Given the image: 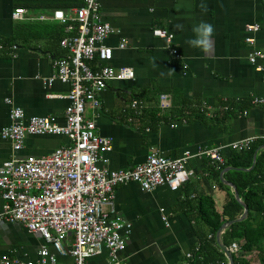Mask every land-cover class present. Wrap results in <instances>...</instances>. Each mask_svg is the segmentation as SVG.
Wrapping results in <instances>:
<instances>
[{
    "label": "crops",
    "instance_id": "obj_1",
    "mask_svg": "<svg viewBox=\"0 0 264 264\" xmlns=\"http://www.w3.org/2000/svg\"><path fill=\"white\" fill-rule=\"evenodd\" d=\"M83 4L84 0H0V38L17 36L20 42L28 41L8 53L0 48V167L10 160L45 156L69 144L61 136H27L24 148L14 151L1 132L11 125L10 113L16 107L27 117L54 115L60 125L65 124L69 102L60 97L70 92V86L59 81L49 85L48 80L55 74L56 54L63 51L57 41L67 33L52 17L59 10L71 16ZM101 6L103 20L122 32L106 41L114 50L110 65L135 71L134 80L110 83L99 97V110L87 109L86 117L95 119L97 132L113 140V151L107 154L110 169L128 170L143 164L152 149L180 158L186 152L224 147L222 155L228 156L230 144L264 138V104L250 106L247 115L214 125L217 119L211 118L223 101L250 103L264 97V59L250 63L255 50L264 54V0H101ZM16 9L25 11L23 19L12 18ZM42 16L46 20H39ZM201 21L214 25L209 50L193 49L188 44L193 26ZM255 24L260 26L259 32L249 33L247 26ZM157 29L173 36L170 48L165 39L154 36ZM248 37L255 39L253 46L246 42ZM122 39L128 41L125 49L119 47ZM258 66L263 71L259 72ZM141 93L168 94L175 105L181 99L207 103L212 120H180L161 125L155 132L141 133L139 125L125 121L123 113ZM207 160L189 161L188 167L196 176L177 192L167 187L146 192L134 183L116 188V213L132 224L126 250L120 256L125 264H181L196 246L190 216L197 196H216L219 207L225 198L212 181L203 179ZM3 205L0 194V213ZM72 239L70 236L64 243L67 249ZM44 246L43 237L25 225L0 224L1 256L37 261ZM50 251L55 253L52 247ZM109 259L106 249L88 264H108ZM59 264H73V260L60 256Z\"/></svg>",
    "mask_w": 264,
    "mask_h": 264
},
{
    "label": "built area",
    "instance_id": "obj_2",
    "mask_svg": "<svg viewBox=\"0 0 264 264\" xmlns=\"http://www.w3.org/2000/svg\"><path fill=\"white\" fill-rule=\"evenodd\" d=\"M101 7V0H84L83 6L71 16L59 10L52 17L65 26L67 33L60 43L66 55L54 60L55 74L48 80L49 85L59 81L70 86V92L60 97L69 102L65 124L60 125L54 115L27 117L24 110L16 107L10 113L11 125L1 132V138L9 140L14 151L24 148L27 136H61L69 144L51 154L10 160L0 167V194L4 201L0 224H23L45 241L37 261L0 255V264H59L60 256L72 258L73 264H88L106 249L110 253L108 264H125L120 256L126 250L132 224L116 213V188L134 183L146 192L161 187L177 192L196 176L188 167L191 159L205 157L212 163H225L224 147L200 149L196 154L186 152L180 158L166 157L152 149L146 162L132 169L108 167L107 154L113 151V140L97 132L95 119L86 117L87 109L90 106L99 110V97L110 83L134 80L135 71L110 65L114 50L106 41L122 32L103 20ZM24 14L23 9H16L12 18L21 20ZM259 30L257 24L247 26L249 33ZM153 34L165 39L171 47L173 36L166 30L157 29ZM246 42L253 46L255 39L248 37ZM127 44V39H122L119 47L125 49ZM171 53L175 51L171 49ZM259 59H264V54L255 50L250 63L255 65ZM257 70L261 72L263 67L258 66ZM159 101L162 110L172 106L168 94H161ZM253 104H264V97L254 98ZM145 108L143 100L134 99L125 112L141 117ZM257 139L247 138L227 148L249 149ZM162 220L167 223L166 217ZM70 236L72 244L67 249L64 243ZM237 250L234 244L231 251Z\"/></svg>",
    "mask_w": 264,
    "mask_h": 264
},
{
    "label": "trees",
    "instance_id": "obj_3",
    "mask_svg": "<svg viewBox=\"0 0 264 264\" xmlns=\"http://www.w3.org/2000/svg\"><path fill=\"white\" fill-rule=\"evenodd\" d=\"M65 37L66 34L58 39L59 47ZM27 43V40L20 42L17 36L0 38V48L7 53L14 47ZM56 55L60 58L65 56L66 52L63 50ZM160 95L158 97L147 96L144 93L135 95L132 100H143L146 108L141 117L123 111L125 121L139 125L141 133L155 132L161 125H171L180 120L204 122L216 118L217 120H213L212 123L214 125L219 121L225 122L231 117L247 115L250 106H256L253 100L250 103L242 100H226L221 102L214 115L208 118L207 103L181 99L178 104L172 102L171 108L162 110ZM132 117L134 121H130ZM229 151L228 156L223 154L224 164L212 163L209 159L206 162L203 179L212 181L225 198L222 206L219 207L216 196L211 194L197 196L191 207L193 212L190 216L194 223L197 244L189 253L191 257L186 256L181 264H229L227 251H231L234 244L238 246V250L232 252L234 264H256V262L264 264V139L258 138L249 149L241 151L229 149ZM230 167L234 169L222 176V173ZM225 182L236 187L241 201L248 209V216L243 221L235 222L223 232L222 245H220L217 235L221 227L227 222L238 220L244 214V206L236 199L232 187Z\"/></svg>",
    "mask_w": 264,
    "mask_h": 264
},
{
    "label": "clouds",
    "instance_id": "obj_4",
    "mask_svg": "<svg viewBox=\"0 0 264 264\" xmlns=\"http://www.w3.org/2000/svg\"><path fill=\"white\" fill-rule=\"evenodd\" d=\"M194 35L189 38L188 44L193 49L209 50L213 44L214 25L208 21H201L193 26Z\"/></svg>",
    "mask_w": 264,
    "mask_h": 264
},
{
    "label": "water",
    "instance_id": "obj_5",
    "mask_svg": "<svg viewBox=\"0 0 264 264\" xmlns=\"http://www.w3.org/2000/svg\"><path fill=\"white\" fill-rule=\"evenodd\" d=\"M258 152H259V150L256 152V154H255V159H256V156H257V154H258ZM234 168H227L223 173H222V176L226 173V172H228V171H231V170H233ZM226 184H228L230 187H232V189H233V191H234V193H235V197H236V199L244 206V214L242 215V217L241 218H239L238 220H236V221H231V222H227V223H225L222 227H221V229L219 230V232H218V235H217V239H218V242L220 243V245H222V243H221V235L223 234V232L227 229V228H229L232 224H234L235 222H237V221H243V220H245L246 219V217L248 216V209H247V207H246V205L241 201V199H240V195H239V192H238V190L236 189V187H234L233 185H231V184H229V183H227V182H225ZM227 255H228V259H229V264H234V262H233V259H232V251H227Z\"/></svg>",
    "mask_w": 264,
    "mask_h": 264
},
{
    "label": "rangeland",
    "instance_id": "obj_6",
    "mask_svg": "<svg viewBox=\"0 0 264 264\" xmlns=\"http://www.w3.org/2000/svg\"><path fill=\"white\" fill-rule=\"evenodd\" d=\"M129 105V104H128ZM127 107V106H126ZM256 264H257V262H256Z\"/></svg>",
    "mask_w": 264,
    "mask_h": 264
}]
</instances>
